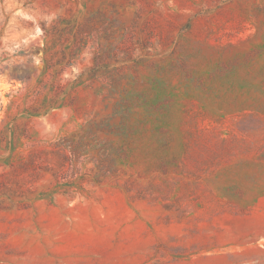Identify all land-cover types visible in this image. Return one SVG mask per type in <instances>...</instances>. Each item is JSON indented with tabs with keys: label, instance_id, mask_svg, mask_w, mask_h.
<instances>
[{
	"label": "rangeland",
	"instance_id": "1",
	"mask_svg": "<svg viewBox=\"0 0 264 264\" xmlns=\"http://www.w3.org/2000/svg\"><path fill=\"white\" fill-rule=\"evenodd\" d=\"M0 264H264V0H0Z\"/></svg>",
	"mask_w": 264,
	"mask_h": 264
}]
</instances>
